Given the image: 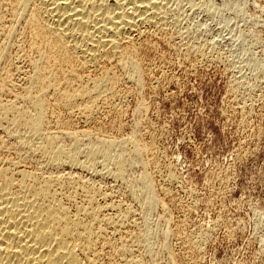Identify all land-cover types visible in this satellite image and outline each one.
Returning a JSON list of instances; mask_svg holds the SVG:
<instances>
[{"label":"rangeland","instance_id":"obj_1","mask_svg":"<svg viewBox=\"0 0 264 264\" xmlns=\"http://www.w3.org/2000/svg\"><path fill=\"white\" fill-rule=\"evenodd\" d=\"M15 1L0 0L4 27L14 20ZM174 3L168 26L135 46V58L142 65L138 84L123 78L122 67L111 59L83 69L72 61L61 62L30 20L14 22L10 45L0 28V102L16 100L36 69L44 79L46 71L53 72V81L66 92L106 75L111 85L87 101V111L93 109L87 119L82 118L83 103L66 112L54 107L50 94L46 121L49 127L71 132L79 142L125 138L139 126L136 138L143 166L161 202L150 219L159 239L164 226L169 232L170 251L158 254V264H264V0ZM181 33L187 35V45ZM71 68L77 70L78 80L70 75ZM8 122L0 121V145L14 143L6 135ZM59 140L71 145L70 138ZM21 165L37 172L42 167L31 158ZM168 168L174 182L168 180ZM141 171L126 168L129 176ZM76 175L88 177L85 172ZM93 177L88 178L97 193L89 218L97 217L92 234L100 222L102 230L89 257L100 255L97 264H120L115 251L145 222L144 207L129 192L138 191L139 183ZM108 218L107 223L101 220ZM198 238L203 239L199 246ZM137 255L146 264L147 256Z\"/></svg>","mask_w":264,"mask_h":264},{"label":"bare ground","instance_id":"obj_2","mask_svg":"<svg viewBox=\"0 0 264 264\" xmlns=\"http://www.w3.org/2000/svg\"><path fill=\"white\" fill-rule=\"evenodd\" d=\"M174 2L16 0L13 4L14 20L8 19L12 23L4 27L5 20L0 16V28L7 33L4 41L9 44L16 33L14 22L30 20L37 36L49 41L61 62L72 61L83 69L97 66L101 59H111L122 67L123 78L138 84L142 65L139 57L135 58V46L168 26L174 18ZM1 7L0 2V10ZM180 35L182 43L187 45V35ZM69 72L78 80L76 69L71 68ZM45 74L46 79L42 78V72L34 70L33 75L27 78L28 85L20 96L15 97L16 100L0 102V121L9 118L6 135L14 140L13 145H0V264H97L100 255L89 257L102 230L100 222L93 235L92 227L97 217L89 218L97 193L89 182L93 176L120 180L126 185L129 181L139 183L138 191L130 189L129 192L144 207L145 222L129 243L118 246L115 255L120 264H141L137 254L147 256L146 264H158V254L170 251L169 232L164 226L159 239L157 226L150 219L161 202L156 199L151 177L143 166V154L136 138L139 126L134 123L133 134L125 138L97 139L96 136V139H85L86 142H79L71 132L62 128L49 127L46 114L50 94L54 95V107L66 112L71 111L78 101L83 103L82 118L87 119L93 114V109L87 111V101L95 100L111 83L105 75L93 78L88 86L66 92L53 81V72L46 71ZM111 99H107L108 105H111ZM20 103L25 106L18 105ZM59 138H70L71 145L62 144ZM11 154L17 156L9 158ZM29 158L42 165L40 171L24 169L21 163ZM45 167L53 171L46 172L43 170ZM127 167H138L142 171L137 176H131L132 173L129 176ZM66 168L69 171L61 174ZM168 169V180L174 182L170 175L173 172ZM79 172H85L88 180L76 175ZM77 199L80 204H76ZM119 217L116 214L115 219ZM101 220L110 222V218ZM201 241L203 239L198 238L195 245L199 246Z\"/></svg>","mask_w":264,"mask_h":264}]
</instances>
